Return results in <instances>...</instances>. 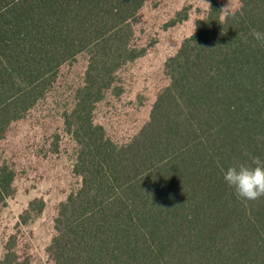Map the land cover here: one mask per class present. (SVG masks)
Listing matches in <instances>:
<instances>
[{"label":"trees","instance_id":"trees-1","mask_svg":"<svg viewBox=\"0 0 264 264\" xmlns=\"http://www.w3.org/2000/svg\"><path fill=\"white\" fill-rule=\"evenodd\" d=\"M150 1L0 0V142L64 64L88 55L64 116L79 185L56 208L50 264H264V197L238 199L224 180L233 164L264 159V47L251 35L264 31V0H238L224 17L211 3L166 62L148 121L118 145L93 106L142 54L134 26ZM14 178L0 166V206ZM42 208L30 202L21 221ZM14 245L0 264H31L25 243L20 254Z\"/></svg>","mask_w":264,"mask_h":264},{"label":"rangeland","instance_id":"rangeland-1","mask_svg":"<svg viewBox=\"0 0 264 264\" xmlns=\"http://www.w3.org/2000/svg\"><path fill=\"white\" fill-rule=\"evenodd\" d=\"M228 12L238 0H206ZM209 8L203 0H153L142 7L133 43L142 54L125 62L110 87L93 106L94 123L116 144L123 145L148 121L157 94L168 85L165 64ZM222 17L225 16L221 11ZM88 55L80 53L64 64L50 90L27 114L13 122L0 142V166L14 172V193L0 206V257L9 240L18 254L30 253L31 264H50L47 247L53 236L56 208L79 185L73 173L77 144L66 130L64 116L73 109L77 91L85 85ZM42 201L26 223L20 219L28 204Z\"/></svg>","mask_w":264,"mask_h":264},{"label":"clouds","instance_id":"clouds-1","mask_svg":"<svg viewBox=\"0 0 264 264\" xmlns=\"http://www.w3.org/2000/svg\"><path fill=\"white\" fill-rule=\"evenodd\" d=\"M203 2L211 9V5L206 0ZM221 11L229 15L228 6ZM251 35L261 47H264V31L253 29ZM224 180L229 188L233 189L238 199L251 202L264 197V159L255 156L250 159V162L233 164L224 172Z\"/></svg>","mask_w":264,"mask_h":264}]
</instances>
